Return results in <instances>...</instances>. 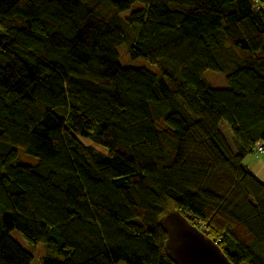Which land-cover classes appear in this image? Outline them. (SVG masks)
<instances>
[{
	"label": "trees",
	"instance_id": "obj_1",
	"mask_svg": "<svg viewBox=\"0 0 264 264\" xmlns=\"http://www.w3.org/2000/svg\"><path fill=\"white\" fill-rule=\"evenodd\" d=\"M256 141L264 0H0V264L34 259L13 231L42 264H175L174 209L234 264H264Z\"/></svg>",
	"mask_w": 264,
	"mask_h": 264
},
{
	"label": "water",
	"instance_id": "obj_2",
	"mask_svg": "<svg viewBox=\"0 0 264 264\" xmlns=\"http://www.w3.org/2000/svg\"><path fill=\"white\" fill-rule=\"evenodd\" d=\"M159 223L167 235L166 250L175 264H234L216 242L179 210L165 213Z\"/></svg>",
	"mask_w": 264,
	"mask_h": 264
},
{
	"label": "rangeland",
	"instance_id": "obj_3",
	"mask_svg": "<svg viewBox=\"0 0 264 264\" xmlns=\"http://www.w3.org/2000/svg\"><path fill=\"white\" fill-rule=\"evenodd\" d=\"M140 5L141 4L139 2L134 3L130 9L123 11L121 13V16H123V17L128 16L131 13V11L140 7ZM236 51L240 54L244 53V51H241L239 49H237ZM134 63L138 66H144V67H148V68L152 69L150 63H148L143 58H136L134 60ZM204 76L207 79V81L210 82L211 85L215 88H223V87H227V85H228L227 81H226V74L225 73L207 70L204 73ZM177 102L182 104L185 107V103H184L183 99L181 98V96L177 97ZM220 128L223 131V133L225 134L226 138L228 139L231 148L233 149V151H235V146H234L232 139H231V137H232L231 129L229 127H227V125L224 122H222L220 124ZM96 147L102 148L104 150V148L99 146V145H96ZM37 162H38L37 157L30 155L28 153H25L23 151V149H21V148L17 149V156H16V159L14 161L15 164L19 163V164H32L33 165V164H36ZM244 162L249 167V169L252 172H254V174L260 180L264 181V154L255 155V154L249 153L246 155V160ZM12 236L17 241H19V243H21V245L25 249H27L28 251L33 253L34 259H33L31 264H42V258L46 254V249H45L43 244L29 243L17 231H13Z\"/></svg>",
	"mask_w": 264,
	"mask_h": 264
},
{
	"label": "built area",
	"instance_id": "obj_4",
	"mask_svg": "<svg viewBox=\"0 0 264 264\" xmlns=\"http://www.w3.org/2000/svg\"><path fill=\"white\" fill-rule=\"evenodd\" d=\"M253 154L255 155L264 154V143L262 141H256L254 145Z\"/></svg>",
	"mask_w": 264,
	"mask_h": 264
},
{
	"label": "crops",
	"instance_id": "obj_5",
	"mask_svg": "<svg viewBox=\"0 0 264 264\" xmlns=\"http://www.w3.org/2000/svg\"><path fill=\"white\" fill-rule=\"evenodd\" d=\"M246 160V156L244 157V159H243V163L245 164V161ZM246 165V164H245ZM247 166V165H246ZM251 166V165H250ZM248 167V166H247ZM249 168V167H248Z\"/></svg>",
	"mask_w": 264,
	"mask_h": 264
}]
</instances>
